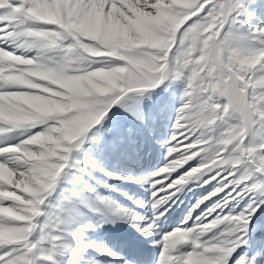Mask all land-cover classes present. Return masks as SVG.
Masks as SVG:
<instances>
[{"label": "snow or ice", "instance_id": "6c2138e0", "mask_svg": "<svg viewBox=\"0 0 264 264\" xmlns=\"http://www.w3.org/2000/svg\"><path fill=\"white\" fill-rule=\"evenodd\" d=\"M257 9L264 0H0V264H102L84 261L89 250L109 264H145L85 238L104 224L158 237L154 264H264ZM175 81L185 86L163 166L116 176L86 158L136 145L131 127L105 145L115 107L151 134L143 102ZM96 173L145 186L149 200L132 202L150 215L111 202L89 184L115 191ZM193 182L207 194L162 232Z\"/></svg>", "mask_w": 264, "mask_h": 264}, {"label": "rangeland", "instance_id": "374dc122", "mask_svg": "<svg viewBox=\"0 0 264 264\" xmlns=\"http://www.w3.org/2000/svg\"><path fill=\"white\" fill-rule=\"evenodd\" d=\"M256 22L264 23V10L257 9ZM159 89L162 92L160 93V96L153 101V105L150 102L152 97L146 101V104H144L147 115L146 123L148 127L152 129V132L151 134L148 135V137L142 136L138 132L136 136L137 143L135 146L124 143L116 149L105 147L102 150H98L90 154L86 153V158L90 157L92 159H95L98 165L103 167L107 172L116 176H123V175L145 176L148 175L150 172L155 171L159 167L163 166L165 149L162 146V142L166 141L168 138L171 123L173 121V116H174L173 111L174 108L177 106V102L179 98L175 94L179 89L183 91V82L175 81L170 84L166 83ZM156 92L157 90L154 91L153 93ZM153 93L151 94V96L153 95ZM154 105L165 107L164 109L167 110L165 112L163 110L157 112V110H153ZM116 109L117 107L113 108L112 113L110 114V118L105 121L106 124L117 123L116 122L117 119L119 120L122 118V116L116 112ZM126 113L127 115L130 114L129 112ZM131 116L132 115L130 114V117ZM105 127L109 130V126H105ZM107 136H108V131H106L104 134V137ZM113 140H116V138L111 137L108 143H105V145H110ZM133 147H135L134 152H133ZM139 159H140V163L138 162L135 163V161ZM144 162H148L147 164L149 167L144 166L145 164ZM140 170L143 171L139 172ZM134 171L139 173H135ZM133 172L135 174H132ZM94 175L96 176V179L101 180L102 183L109 184L111 189H115V191L112 190L106 191L100 188L98 185H95L93 182L89 181V184L92 187L100 191L111 202L115 203L117 206L123 209L134 211L140 215H145V216L150 215V213L145 212L144 209L137 208L132 202L133 200H140L146 203L149 200L150 194L148 191L145 190V186H141L137 184H128V183H123L121 181L111 180L109 177L103 176L102 174L99 173H96ZM197 183L198 182H193L190 185V187H186V189L179 194L178 202L169 208L168 218L164 222L163 228L161 229L162 232H167L170 231L172 228L177 227V225L181 223L183 217L187 215V209L191 207V205L197 199H199L202 194H207L205 188L196 186ZM122 193L125 195H122ZM129 197L131 199H129ZM172 218H176V220L178 221H176L171 225L172 228L169 227L166 228L167 230L164 229L168 221L173 222ZM93 219L95 220L96 218L94 217ZM120 225L129 232H131L133 236L136 237V239L141 240L138 241L140 243H142L143 241L149 243L153 242L154 244L155 240L158 239V237H149L148 239H144L138 233H136L135 230L132 229L129 225H125V224H120ZM113 229H114L113 224H104L102 228H99L95 231L92 230L87 231L85 233V238L89 241L103 243V239H105L107 235H108L107 237H109V235H111L110 232H112ZM101 230L106 233L108 232L107 235L101 237L100 234ZM112 234H114V232H112ZM153 249L154 250L151 253V256H154L155 258L156 256L159 255V250L157 247L154 248V246ZM246 250L247 249L242 250L240 254H242V252ZM69 259H74V258H69ZM93 259L103 262L102 264H109V260H110V258L108 257L101 256L100 254L89 250L84 256V261L90 262ZM62 264H68V259H65L62 262Z\"/></svg>", "mask_w": 264, "mask_h": 264}, {"label": "bare ground", "instance_id": "6f19581e", "mask_svg": "<svg viewBox=\"0 0 264 264\" xmlns=\"http://www.w3.org/2000/svg\"><path fill=\"white\" fill-rule=\"evenodd\" d=\"M116 112L119 113L122 117L127 115V113L119 107H117ZM128 116L130 117V114ZM118 121L119 120L117 119L116 122H118ZM105 124H106V122H105ZM172 220H173V222L168 221V223L166 224V227L164 229L171 227V225L173 223L178 221V220H176V218H172ZM113 225H114V229L112 230V232H114V234H112V232L109 231L111 233V235H109V237H107L108 232L106 233V232H103L102 230L100 231L101 237L107 235L105 237V239H103V244H105L107 247H109L112 251L116 252L117 255L123 256V255H125L126 252H128L129 254L134 253L136 255L141 256L144 259L145 264H154V256H151V253L154 250L153 249V246H154L153 242L149 243V242H143L142 241V243H140L138 241H141V240L136 239V237H134L131 232H129L128 230L123 228L120 224H113ZM167 225H169V226H167ZM122 242H127L129 247L126 249H122V247H121ZM157 255H158V253H157ZM100 258H102V257H100Z\"/></svg>", "mask_w": 264, "mask_h": 264}, {"label": "crops", "instance_id": "0c3cea01", "mask_svg": "<svg viewBox=\"0 0 264 264\" xmlns=\"http://www.w3.org/2000/svg\"><path fill=\"white\" fill-rule=\"evenodd\" d=\"M184 83H183V88H184ZM159 89V88H158ZM158 89H156L157 90V92L156 93H153V95L151 96L152 97V99L150 100V102L152 103V105H153V101L156 99V98H158L159 96H160V93L162 92V91H160V89L158 90ZM155 90V91H156ZM181 92H182V90L181 89H179L178 91H177V93L175 94L177 97H179L180 95H181ZM146 101L147 100H145V104H146ZM158 105V104H157ZM157 107H160V108H157ZM165 107H162V106H156V105H154L153 106V110H157V112L158 111H166L167 109H164ZM175 109H176V107L174 108V111H173V114H174V116H173V119L175 118ZM158 118V117H157ZM160 120V119H159ZM165 125V124H164ZM112 133H113V128L112 127H110L109 126V130H108V136H107V138H109V137H112V138H117L116 136H114V135H112Z\"/></svg>", "mask_w": 264, "mask_h": 264}, {"label": "water", "instance_id": "95a60500", "mask_svg": "<svg viewBox=\"0 0 264 264\" xmlns=\"http://www.w3.org/2000/svg\"><path fill=\"white\" fill-rule=\"evenodd\" d=\"M127 124H130L134 127L137 126L136 119L132 116L129 117L128 115H125L117 123H111V125L115 128V130H124L127 126Z\"/></svg>", "mask_w": 264, "mask_h": 264}]
</instances>
